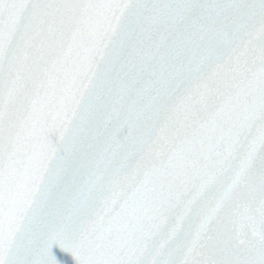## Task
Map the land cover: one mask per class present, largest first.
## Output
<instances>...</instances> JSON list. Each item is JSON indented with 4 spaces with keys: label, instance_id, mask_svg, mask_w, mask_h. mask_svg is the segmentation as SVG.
<instances>
[{
    "label": "snow or ice",
    "instance_id": "1",
    "mask_svg": "<svg viewBox=\"0 0 264 264\" xmlns=\"http://www.w3.org/2000/svg\"><path fill=\"white\" fill-rule=\"evenodd\" d=\"M0 264H264V0H0Z\"/></svg>",
    "mask_w": 264,
    "mask_h": 264
}]
</instances>
